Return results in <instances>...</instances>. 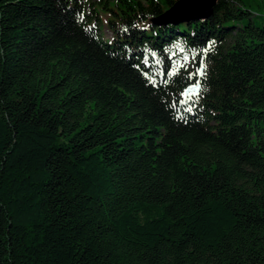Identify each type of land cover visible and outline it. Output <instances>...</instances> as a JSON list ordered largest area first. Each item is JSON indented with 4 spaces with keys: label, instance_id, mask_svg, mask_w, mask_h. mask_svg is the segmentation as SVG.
<instances>
[{
    "label": "trees",
    "instance_id": "1",
    "mask_svg": "<svg viewBox=\"0 0 264 264\" xmlns=\"http://www.w3.org/2000/svg\"><path fill=\"white\" fill-rule=\"evenodd\" d=\"M174 1L0 0V264H264V0Z\"/></svg>",
    "mask_w": 264,
    "mask_h": 264
},
{
    "label": "water",
    "instance_id": "2",
    "mask_svg": "<svg viewBox=\"0 0 264 264\" xmlns=\"http://www.w3.org/2000/svg\"><path fill=\"white\" fill-rule=\"evenodd\" d=\"M216 0H176L165 11L157 17L151 19L156 25L177 24L188 20H198L207 18L215 5ZM197 92L195 86L188 87V90ZM191 91V92H192Z\"/></svg>",
    "mask_w": 264,
    "mask_h": 264
},
{
    "label": "rangeland",
    "instance_id": "3",
    "mask_svg": "<svg viewBox=\"0 0 264 264\" xmlns=\"http://www.w3.org/2000/svg\"><path fill=\"white\" fill-rule=\"evenodd\" d=\"M253 10L259 11L257 8L252 7ZM262 12V10H260ZM102 34L103 37L105 39H109L110 38V32L108 31V29L106 28V25L103 24V28H102Z\"/></svg>",
    "mask_w": 264,
    "mask_h": 264
},
{
    "label": "snow or ice",
    "instance_id": "4",
    "mask_svg": "<svg viewBox=\"0 0 264 264\" xmlns=\"http://www.w3.org/2000/svg\"><path fill=\"white\" fill-rule=\"evenodd\" d=\"M199 71H200V74L203 75V70L201 69V70H199ZM170 75H175V72L170 73ZM196 87L198 88V85H197ZM188 91L191 92L192 90L190 89V90H188ZM185 95L187 96V95H188V92H186ZM189 98H190V97H189ZM188 110L190 111L191 109L189 108Z\"/></svg>",
    "mask_w": 264,
    "mask_h": 264
}]
</instances>
